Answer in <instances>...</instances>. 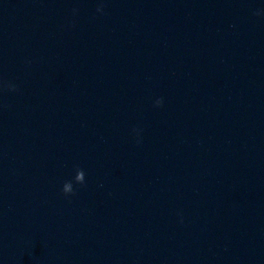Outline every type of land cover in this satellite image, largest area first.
<instances>
[{
	"label": "clouds",
	"instance_id": "obj_1",
	"mask_svg": "<svg viewBox=\"0 0 264 264\" xmlns=\"http://www.w3.org/2000/svg\"><path fill=\"white\" fill-rule=\"evenodd\" d=\"M96 12L103 14L104 13V5L103 3L98 4L97 8H96ZM79 13V9L78 8H73L72 9V14L73 17L77 16ZM254 17H259V18H264V7H257L252 9V13H251ZM25 63L27 65H31L32 61L27 60L25 61ZM19 86L12 82V81H0V91H6V92H12V93H18L19 92ZM164 105V98L163 97H157L154 100V107L156 108H161ZM10 107L9 105H7L6 103H0V108L6 109ZM142 132V129L140 128H134L133 129V133L139 137L140 134ZM136 143L139 144L141 143L140 139L136 140ZM75 175L72 177V179L69 180H65L62 183L61 186V194L66 198V199H70L71 197H74L77 194L78 191V187H84L86 186V173L85 171L80 168L79 166H76L74 169ZM180 219H179V223L181 225L184 224V219H183V214L179 213L178 214Z\"/></svg>",
	"mask_w": 264,
	"mask_h": 264
}]
</instances>
